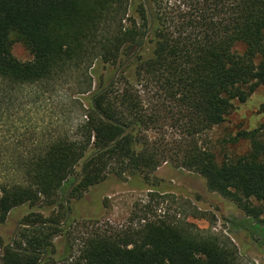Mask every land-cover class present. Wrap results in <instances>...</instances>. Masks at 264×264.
Wrapping results in <instances>:
<instances>
[{
    "label": "trees",
    "instance_id": "16d2710c",
    "mask_svg": "<svg viewBox=\"0 0 264 264\" xmlns=\"http://www.w3.org/2000/svg\"><path fill=\"white\" fill-rule=\"evenodd\" d=\"M13 40L30 60L13 57ZM103 64L113 76L93 90ZM260 85L264 0H0V264H239L232 246L189 224L91 233L74 259L66 234L91 219L86 192L109 176L150 187L162 163L258 218L264 123L239 131L249 151L221 162L198 137ZM164 124L180 132L173 145L147 135ZM18 223L29 226L11 241Z\"/></svg>",
    "mask_w": 264,
    "mask_h": 264
},
{
    "label": "rangeland",
    "instance_id": "374dc122",
    "mask_svg": "<svg viewBox=\"0 0 264 264\" xmlns=\"http://www.w3.org/2000/svg\"><path fill=\"white\" fill-rule=\"evenodd\" d=\"M238 49L242 50V47ZM11 54L19 61L32 58L27 47L16 40L12 41ZM95 70L97 76H92L93 90L97 87L98 78L107 82L114 73L112 67L104 64L97 65ZM1 123L4 125V122ZM262 123L264 85L258 86L245 102L234 100L225 121L198 137V144L212 152L218 162L231 159L250 149L249 142L240 139L237 133L252 130ZM5 133V130L0 129V140H3ZM147 135L150 140L160 138L173 145L172 142L179 139L180 132L164 124L158 130L149 131ZM153 174L156 180L149 183L152 185L150 187L135 188L109 176L92 189L91 192L95 193L84 194L87 205H90L86 214L91 219L71 223L66 234L72 246L71 258L79 255L85 238L91 233L109 235L130 232L143 228L147 222L161 220L170 224H189L204 235H211L220 242L228 243L235 249L239 264H264L262 205L253 203L257 208H262V211L258 218L249 219L231 200L209 191L203 179L193 172L162 163ZM92 198L99 199L97 206L89 203ZM43 213L46 216L49 212ZM63 238L57 236L53 239L59 251L63 250Z\"/></svg>",
    "mask_w": 264,
    "mask_h": 264
},
{
    "label": "water",
    "instance_id": "95a60500",
    "mask_svg": "<svg viewBox=\"0 0 264 264\" xmlns=\"http://www.w3.org/2000/svg\"><path fill=\"white\" fill-rule=\"evenodd\" d=\"M146 7H147V9H148V6L146 5ZM150 30V28L148 29V31ZM143 45H144V41L141 43V45L139 46V47H137L136 48V50L122 63V65L117 69V71H116V73L114 74V77L112 78V80L110 81V83L107 85V86H105L104 87V89L103 90H105V89H107L109 86H110V84L112 83V81L114 80V78L116 77V75L119 73V71H120V69L122 68V66L124 65V64H126L129 60H131L134 56H135V54L137 53V51L141 48V47H143ZM121 135H122V133L116 138V140L113 142V143H111V144H109L108 146H105V147H103L102 149H100L99 151H101V150H104V149H106V148H108V147H110V146H112V145H114L118 140H119V138L121 137ZM90 157H88L86 160H84V162L82 163V167H81V170H80V175L78 176V178L74 181V183L73 184H75L76 182H77V180L80 178V176H81V174H82V170H83V167H84V165H85V162L89 159ZM73 184L72 185H70V187H69V189H68V191L71 189V187L73 186ZM68 214H69V211H68ZM20 226H24V227H27V226H29L28 224H26V223H18L17 225H16V227H15V229H14V233H13V235H12V237H11V241H12V239L14 238V235H15V232L17 231V229H18V227H20ZM45 252H43L42 253V258H41V260H43V257L45 256ZM40 260V261H41Z\"/></svg>",
    "mask_w": 264,
    "mask_h": 264
}]
</instances>
